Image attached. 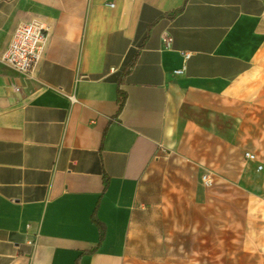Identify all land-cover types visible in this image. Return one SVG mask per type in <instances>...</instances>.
<instances>
[{
    "label": "crops",
    "instance_id": "1",
    "mask_svg": "<svg viewBox=\"0 0 264 264\" xmlns=\"http://www.w3.org/2000/svg\"><path fill=\"white\" fill-rule=\"evenodd\" d=\"M33 19L24 76L1 54ZM205 134L208 166L237 135L264 172V0H0V264H129L150 167Z\"/></svg>",
    "mask_w": 264,
    "mask_h": 264
},
{
    "label": "rangeland",
    "instance_id": "2",
    "mask_svg": "<svg viewBox=\"0 0 264 264\" xmlns=\"http://www.w3.org/2000/svg\"><path fill=\"white\" fill-rule=\"evenodd\" d=\"M249 115L251 150L253 111ZM240 121L232 120L237 126ZM236 137L224 167L207 165L211 137L206 134L185 153L172 147L161 151L145 183V237L129 250V264H264V190L254 184L264 172L243 160ZM241 170L250 181L235 177ZM205 175L210 184L203 182Z\"/></svg>",
    "mask_w": 264,
    "mask_h": 264
},
{
    "label": "built area",
    "instance_id": "3",
    "mask_svg": "<svg viewBox=\"0 0 264 264\" xmlns=\"http://www.w3.org/2000/svg\"><path fill=\"white\" fill-rule=\"evenodd\" d=\"M113 7V3H108ZM48 37V27L40 20L33 19L20 24L13 32V35L1 54V60L18 74L30 76L34 67L38 63L44 45ZM188 54H185V58ZM181 73V71L175 72ZM247 161L256 162L255 155L249 152L243 154ZM262 165H257V170H261ZM205 184H210L208 176L202 178Z\"/></svg>",
    "mask_w": 264,
    "mask_h": 264
},
{
    "label": "trees",
    "instance_id": "4",
    "mask_svg": "<svg viewBox=\"0 0 264 264\" xmlns=\"http://www.w3.org/2000/svg\"><path fill=\"white\" fill-rule=\"evenodd\" d=\"M93 221L98 226V228L100 229V239H102V237H103V227L95 219H93Z\"/></svg>",
    "mask_w": 264,
    "mask_h": 264
}]
</instances>
